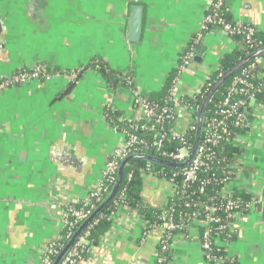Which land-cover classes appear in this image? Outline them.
<instances>
[{
	"label": "crops",
	"instance_id": "crops-1",
	"mask_svg": "<svg viewBox=\"0 0 264 264\" xmlns=\"http://www.w3.org/2000/svg\"><path fill=\"white\" fill-rule=\"evenodd\" d=\"M213 0H0V80L38 65L50 79L0 91V264H40L63 232L67 205L83 204L102 179L124 136L108 122L142 121L134 91H113L96 70L99 58L116 72L133 74L144 96L163 89L199 32ZM144 6L141 41L128 40L130 9ZM234 23L264 31V0H228ZM209 32L176 91L198 94L221 59L239 44ZM85 69V70H84ZM77 73L76 77L73 74ZM79 74V75H78ZM79 76V77H78ZM191 113L181 109L175 126L186 130ZM241 172L230 186L255 200L239 217L240 234L229 251L236 264H264V108L254 113ZM245 160V162H244ZM141 198L154 209L167 202L165 182L145 181ZM119 213L91 256L78 264H157L160 233L141 245L142 231ZM201 227L177 236L170 264H207Z\"/></svg>",
	"mask_w": 264,
	"mask_h": 264
},
{
	"label": "built area",
	"instance_id": "built-area-1",
	"mask_svg": "<svg viewBox=\"0 0 264 264\" xmlns=\"http://www.w3.org/2000/svg\"><path fill=\"white\" fill-rule=\"evenodd\" d=\"M224 1L225 0H213L208 10L211 11V13L205 15L201 28L193 41V46L190 48L188 47V50L179 64L178 74L172 83V97L175 101L174 108L165 107L157 110L150 106L139 88L135 87V89H133L135 105L142 112V121H152L155 119V125L161 126L166 120H176L181 114V109H184L185 111L188 110L193 115L195 109L181 105L182 96L177 95L176 91L181 83L183 74L187 72L189 65L196 56L194 47L202 43L203 39L209 32L218 30L226 34L228 37L229 35L242 34L247 43L252 44L253 36L259 30L255 27L238 23L231 25L222 19L218 12L223 6ZM210 26L211 29L208 31ZM51 76L52 73L47 69V66L38 65L31 71L15 73L7 79L0 80V91L19 84L27 83L31 80L41 78L50 79ZM208 81L209 78L204 85ZM263 89L264 57H259L254 59L253 62L249 63L233 77L227 88L226 96L208 119V122L202 127L200 142L190 165L175 172L172 178H168L165 175L160 174L162 172L157 171L154 164H147L146 172L143 174L144 181L155 179L156 181L165 182L167 185V202L166 205L160 209V218L164 220L163 224L154 227L150 231L147 230L148 227H146V220L140 214H132L130 222L142 231L141 245L146 243V240L153 231L158 230L161 235L159 241V245L161 246L160 253L171 254L170 250L174 248L176 242V236H173V232L180 227L174 222L172 217V207H169V202L181 192L188 193L186 188H188L190 184L198 182L199 173L202 170H210L212 168L209 163L214 161L213 149L221 147L223 143H230L242 150L248 148L249 133L245 132V129L250 126L248 117L254 115V113L260 108H264V105L257 104V95L261 93ZM174 111L176 112L175 115ZM197 126L198 121L191 120L190 126L186 130L182 131L174 126L170 130V133L167 134L163 133L160 129L158 132L155 126L147 124V128L153 133L152 142L146 141L136 133L123 132V142L115 148L108 159L102 173L101 181L96 188L92 190L88 199L83 203L82 208L78 209L73 204L65 207L63 212V230H70V233L65 237V242L63 241V234L58 239H55L48 246L45 256L40 264L54 263L76 232H72L73 229H78L110 193L116 183L120 165L126 158L133 155H146V152L155 149L159 151L158 156L161 157L160 159L175 164H185L191 156L194 148V145L190 142L189 133L196 136L198 129ZM139 127L138 124H133L131 128L136 131ZM143 128H145V126H143ZM170 138L179 140L182 143L181 147L176 151H168L165 148V143L169 142ZM241 161H243L242 154H239L236 158V165L231 166V169L228 171H223L225 178L220 184L225 185L224 192L226 195L231 196L238 192L239 187L230 189V186L233 181H236L238 178V173L241 172V165H243ZM176 176L182 178L181 183L176 182ZM198 191L204 193L203 186L199 188ZM124 199L125 196L121 193L119 200ZM255 204V201L251 204L242 202L241 198H230L223 208L214 202L205 203L203 205L204 221L199 220L198 214L192 215L193 225L189 226L187 230L189 233L192 227L195 226L203 229L200 238V246L205 261L208 264H235L236 258L229 251V240L233 239V237H238L240 234L239 218H237L239 214L247 209L252 210ZM222 209L225 213L224 218L217 215ZM127 211L128 210L124 206H118L114 219L117 214L126 213ZM92 229L93 227L90 224L79 240L72 246L61 264H78L87 255L91 256L93 251L98 247L91 245L90 234ZM224 233L228 235L227 239H220L221 235ZM100 245L101 243L99 246ZM219 247L223 248L227 252V255H220L217 253V250L220 251ZM161 254L159 256L157 255V262L158 264H166L165 257L161 256Z\"/></svg>",
	"mask_w": 264,
	"mask_h": 264
},
{
	"label": "trees",
	"instance_id": "trees-1",
	"mask_svg": "<svg viewBox=\"0 0 264 264\" xmlns=\"http://www.w3.org/2000/svg\"><path fill=\"white\" fill-rule=\"evenodd\" d=\"M211 11H207L205 15L210 14ZM218 14L224 19L227 23L231 25H235L232 15L229 10L228 0H225L223 6L219 10ZM211 26L209 27L208 31H210ZM197 34L195 35V37ZM195 37L189 44V48L193 46V41ZM229 37L239 44V48L233 50L231 53L226 54L220 61L219 70L214 74H211L209 77V81L202 87L201 92L199 94H195L193 96H183L181 99V105L190 107L195 109L193 115L191 114V120L198 121L201 113L202 106L206 97L211 93L213 88L217 85L219 81H221L227 74H229L233 69H235L239 64H241L244 60H246L249 56L256 53L257 51L264 48V31H257L253 36L252 44L247 43V41L243 38L242 34H234L229 35ZM197 45L194 47L196 48ZM188 50V48H187ZM264 57V54L259 56ZM258 57V58H259ZM256 59V58H255ZM248 62L245 66H247ZM244 66V67H245ZM243 67V68H244ZM241 68L239 71H241ZM86 69H92L98 71L105 81L107 82L108 86L113 90L116 91L119 86H126L130 87L131 89H135V84L133 80V74L131 71L128 72H116L110 69L109 65L99 58H95L92 62L86 67ZM85 70V69H84ZM31 71V70H23L18 71ZM238 71V72H239ZM236 72L231 78H229L224 85L220 88V90L214 95L210 104L207 107V110L204 115L203 119V126L208 122V119L211 117L213 112L216 110L218 105L221 103L223 98L227 94V88L230 85L233 77L238 74ZM178 74V68L171 72L167 78V81L163 87V89L159 92L152 93L150 96H145L147 102L150 104L151 107L155 109H162V108H174L175 101L172 97V83L174 78ZM79 75V74H78ZM79 77V76H78ZM257 104L264 105V89L261 93L257 95ZM174 110V109H173ZM106 117L109 124L117 131L123 134V132L127 133H136L140 137L144 138L148 142L153 141V133L147 128V124L150 126H155L159 132V129L163 131V133H170V130L175 126L176 120H166L161 126L155 125V119L152 121H121V115L112 110L111 107L106 108ZM176 112L174 111V115ZM254 118V115H250L248 117L250 126L245 129V132L249 133L251 131V123ZM133 124H138L140 127L138 130H134L132 127ZM145 126V128H143ZM198 127V126H197ZM190 135V142L194 145L195 138L193 134ZM194 136V137H193ZM182 143L179 140L171 139L169 142L165 143V148L168 151H176L181 147ZM214 151V161L210 162V166L212 167L210 170H202L199 173V180L196 183L190 184L188 186L187 191L188 193H180L177 195L171 202H169V207H172L173 212V219L174 222L179 229L173 232V236L177 237L181 236H188L187 228L193 225L192 215L198 214L199 220L204 221V213H203V205L205 203H215L217 205L223 206L227 203L228 200L241 198L242 202L245 203H253L255 200L249 194H246L244 191L236 192L235 195H226L225 185L220 184V182L225 178L223 175V171H228L231 169V166L236 165V158L239 154L243 152L242 149L239 147L233 146L230 143H223L221 147L213 149ZM158 150L152 149L145 154L147 156H152L156 158H161L158 156ZM151 162L144 161V160H133L131 161L127 167L125 168L123 181L119 191L117 192L115 198L112 202L95 218V220L91 223L93 229L91 230L90 234V242L91 245L94 247L99 246L102 238L105 234L111 229L113 225L114 215L117 213L118 206H124L130 214H140L147 222L148 231L152 230L154 227L161 226L164 222L160 218L161 212L159 209H154L149 207L146 203L143 202L141 198V193L143 192V188L145 186V181L143 179V174L146 172L147 164ZM157 171H161L162 175H165L168 178H172L175 172L180 171L179 169L170 168L164 165L155 164ZM182 169V168H181ZM177 183L182 182V178L180 176H176L175 178ZM219 183H218V182ZM203 186L204 193H200L199 188ZM124 194L125 199L119 200V196ZM190 193V194H189ZM83 204L75 205L78 209L82 208ZM251 210L247 209L242 211L239 216H244L249 213ZM220 217H225L224 210H220L217 213ZM80 226V225H79ZM212 227V226H211ZM203 230V229H202ZM77 231L76 228L73 229L72 232ZM70 233V230H63L62 234L65 237ZM74 235V234H73ZM73 237V236H72ZM228 235L226 233L222 234L220 239H227ZM201 238V237H200ZM236 239H230V244ZM201 241V239H200ZM220 251H216L220 255H227V252L219 247ZM161 250V246L158 245V250L155 254V259L157 255L159 256ZM171 254H161V256L165 257V263L170 264L173 259V249L170 250ZM156 263L157 259H156ZM236 264V260H235Z\"/></svg>",
	"mask_w": 264,
	"mask_h": 264
},
{
	"label": "water",
	"instance_id": "water-1",
	"mask_svg": "<svg viewBox=\"0 0 264 264\" xmlns=\"http://www.w3.org/2000/svg\"><path fill=\"white\" fill-rule=\"evenodd\" d=\"M144 6L142 5H132L130 9V18H129V30H128V40L131 43H139L141 41L142 36V30H143V20H144ZM201 49V47L196 48V52H198ZM264 54V48L257 51L256 53L249 56L246 60H244L241 64H239L235 69H233L229 74H227L221 81L217 83V85L213 88L211 93L206 97L204 104L201 109L200 117L198 120V129L196 133L195 138V144L192 151L191 156L188 158L187 162L185 164H175L171 163L169 161H165L156 157L147 156V155H133L128 158H126L120 165L118 177L116 180L115 185L111 189L110 193L107 195V197L104 199V201L99 205V207L92 213V215L77 229V231L74 233L73 237L70 239V241L67 243V245L64 247V249L61 251L59 256L56 258L53 264H61V262L64 260V258L67 256L69 251L71 250L72 246L79 240V238L82 236L86 228L95 220V218L112 202V200L115 198L117 192L119 191L123 177L125 168L127 165L133 161V160H144L155 164L164 165L170 168L174 169H181L188 165L193 160L194 154L196 153V150L198 148L201 133H202V127H203V119L205 112L207 110L208 105L210 104L212 98L214 95L220 90V88L224 85V83L231 78L236 72H238L241 68H243L248 62L254 60L255 58H258L259 56ZM201 57H199L197 54L194 58V60L199 61Z\"/></svg>",
	"mask_w": 264,
	"mask_h": 264
},
{
	"label": "rangeland",
	"instance_id": "rangeland-1",
	"mask_svg": "<svg viewBox=\"0 0 264 264\" xmlns=\"http://www.w3.org/2000/svg\"><path fill=\"white\" fill-rule=\"evenodd\" d=\"M224 40H225L226 42H229L230 38H229V37H225ZM177 66L179 67V65H177ZM178 67H177V68H178ZM218 67H219V66L214 67L211 73L214 74L215 72H217V71H218ZM47 69L50 70L48 67H47ZM76 76H77V73L73 74V77H76ZM209 77H210V76H209ZM184 78H185V73H184L183 76H182V79H184ZM31 81H32V80H31ZM9 88H10V87H9ZM9 88H6V89H9ZM4 90H5V89H4ZM202 254H203V253H202ZM203 258H204V256H203ZM204 261H205V258H204ZM205 263H207V262L205 261ZM207 264H208V263H207Z\"/></svg>",
	"mask_w": 264,
	"mask_h": 264
}]
</instances>
